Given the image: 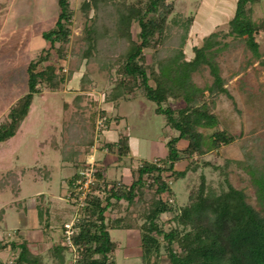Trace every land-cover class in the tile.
Masks as SVG:
<instances>
[{"label":"trees","instance_id":"16d2710c","mask_svg":"<svg viewBox=\"0 0 264 264\" xmlns=\"http://www.w3.org/2000/svg\"><path fill=\"white\" fill-rule=\"evenodd\" d=\"M259 1L236 0L228 30H215L202 37L201 44L192 48V57L187 58L184 46L194 16L175 12L172 2L82 0L80 9L87 18L84 44L75 53L76 63L64 73L60 66L45 64L50 62L53 53L59 60L65 59L71 40L74 11L70 0H57L59 13L55 26L41 33L49 46L28 63L27 92L9 107L0 122V142L16 134L36 94L45 89L57 90L80 71L82 64L91 63L106 72L110 83L103 103L115 106L141 91L157 105L156 112L165 115L167 126L176 130L177 135L168 138L167 154L162 159L140 160L127 184L108 179L97 169L80 215L70 227L71 234L67 235L62 225L59 242L50 247L55 259L62 261L63 252L71 251L73 264H116L113 253L118 243L111 239L109 229L136 228L140 232L143 263L152 258L156 260L163 248L169 264H264V167L252 164L248 154L250 163L246 171L255 188L258 209L248 203L243 190L228 183L226 190L215 192L206 187L201 175L197 191L171 217L175 227L165 230L159 223L161 214L174 210L171 179L183 178L187 172L195 171L199 167L198 158L209 152L216 154L221 146L236 139V135L219 127L215 112L219 94L232 98L221 76L218 57L241 44L264 66L255 37L258 31L264 30V20L253 19V7ZM135 25L138 31L134 30ZM202 66L208 68L212 77L211 84L205 88L196 85L193 79V74ZM78 83L80 88L71 100L63 101L62 118L65 127L75 131L76 136L81 133L77 144L88 146L93 125L88 126L86 122L89 119L91 124L96 117H105L106 109L88 97L90 87L86 84L90 79L86 71ZM170 99L181 100L184 105L180 108L162 105ZM202 129L212 131L205 133ZM180 142L185 145L179 147ZM52 145L56 147L54 142ZM65 146L66 143L58 151L61 160L72 162L76 170L67 180L73 194L77 171L84 165L79 161L80 152ZM104 146L114 149L119 156H127L130 151L129 140L121 133L116 141L106 142ZM181 161H185L184 167L175 169V164ZM36 208L39 222L48 228L45 210L39 204ZM4 212L1 208L0 224ZM109 212L116 215L109 216ZM8 246L14 256L10 264L42 263L25 238L9 244L0 241V253ZM0 264H4L1 257Z\"/></svg>","mask_w":264,"mask_h":264},{"label":"rangeland","instance_id":"374dc122","mask_svg":"<svg viewBox=\"0 0 264 264\" xmlns=\"http://www.w3.org/2000/svg\"><path fill=\"white\" fill-rule=\"evenodd\" d=\"M81 1L70 0L74 13L66 58L59 60L53 53L50 62L45 63L60 66L64 73L76 63L75 53L84 44L83 28L87 18L80 9ZM167 2L174 4L175 12L194 16V25L184 46L186 57L191 58L192 48L201 44L203 36L215 30H228L236 0ZM10 4L12 6L7 12ZM253 8V19L264 20V0ZM58 10L57 0H0V33L6 21L3 36L12 41V47L10 45L0 52V122L17 98L27 92V64L49 46L41 33L55 26ZM134 30L138 31L136 25ZM255 37L264 58V30L258 31ZM11 49L13 53H10ZM218 62L225 87L232 98L219 94L215 112L220 121L219 127L236 135V139L221 146L216 154L215 151L209 152L198 158L199 167L195 171L187 172L183 178L171 179L174 198L171 204L174 210L161 214L159 219L165 230L175 227V222L170 219L188 203L190 194L197 191L201 175L208 189L221 192L230 183L244 191L248 203L259 208L246 165L251 162L257 167H264V66L241 44L224 51L218 57ZM85 71L90 79V85L86 84L90 87L88 97L96 99L102 106L104 94L110 89L106 72L100 71L94 63L82 64L80 71L57 90L45 89L36 94L16 134L0 142V209L5 210L0 224V241L9 244L25 238L33 252L41 258V264H73L74 252H63V260L59 261L50 250L52 244L59 242L62 225L66 229V225L71 227L81 212L67 185V180L76 170L72 162L61 160L58 151L64 143L67 149L80 152L79 161L83 165L93 161L97 169L104 170L108 179L127 184L140 160L162 159L167 154L168 138L177 135L176 130L167 126L165 115L156 112L157 105L141 91H136L133 98L122 100L115 106L112 103L103 104L105 120H110L107 123L104 120L106 128L98 125L97 130V121L102 116L96 117L91 124L88 119L86 124L93 125L91 143L88 146L77 144L81 133L76 136L75 131L65 127L63 101H70L78 91L79 77ZM193 79L196 85L203 88L212 82L205 66L193 74ZM162 105L180 108L184 102L170 99ZM107 128H110L109 132L103 136L102 132ZM202 131L207 133L212 130ZM120 133L129 140L127 156H119L114 149L104 146L106 142L116 140ZM184 145V142L179 143V147ZM246 154L250 156V162ZM235 160L243 163L236 164L233 162ZM184 165L185 161H181L174 167L179 170ZM39 194H43V197ZM36 204L46 211L44 218H47L48 228L39 222ZM107 215L114 217L116 213L109 212ZM109 234L118 243L113 253L116 264H169L163 248L156 260L152 258L148 263L142 262L138 229L111 228ZM9 248L0 253L4 264H10L14 257Z\"/></svg>","mask_w":264,"mask_h":264},{"label":"built area","instance_id":"2783aa9c","mask_svg":"<svg viewBox=\"0 0 264 264\" xmlns=\"http://www.w3.org/2000/svg\"><path fill=\"white\" fill-rule=\"evenodd\" d=\"M105 117L99 118L97 121V130H99V126L106 128L104 123ZM97 171L96 165L93 161L86 163L82 168L77 171V176L73 182V200L78 204L79 207L83 205V201L85 199L86 194L90 190V186L95 181V173ZM67 229L65 230L67 235L71 234L70 226L66 225Z\"/></svg>","mask_w":264,"mask_h":264},{"label":"crops","instance_id":"0c3cea01","mask_svg":"<svg viewBox=\"0 0 264 264\" xmlns=\"http://www.w3.org/2000/svg\"><path fill=\"white\" fill-rule=\"evenodd\" d=\"M12 4V3H11ZM9 5V9L7 10V12H9V10H10V7L12 6V5ZM58 13H59V10H58ZM8 14V13H7ZM5 24H6V21L4 22V25H3V28L5 27ZM193 25H194V20H193V23H192ZM192 26V25H191ZM3 28H2V30H1V33H0V52L1 51H3V50H5L6 49V47H8V46H10V47H12V41H11V39H9V38H7V37H4L3 36ZM192 28H193V26H192ZM192 28H190V30L192 31ZM204 37V36H203ZM14 52V50L13 49H11V51H10V53H13ZM7 61V60H6ZM28 65V64H27ZM27 68V67H26ZM11 75V74H10ZM13 75V74H12ZM77 84V83H76ZM18 99V98H17ZM103 104H105V103H102V106L101 107H103ZM114 106V105H113ZM104 108V107H103ZM109 129L110 128H107L104 132H102L103 133V136H105V134L106 133H108L109 132ZM117 139V138H116ZM114 141H116V140H114ZM111 142H112V140H111ZM130 146V145H129ZM101 165V164H100ZM102 166V165H101ZM103 173L105 174V172H104V170H103ZM105 176H106V174H105Z\"/></svg>","mask_w":264,"mask_h":264}]
</instances>
